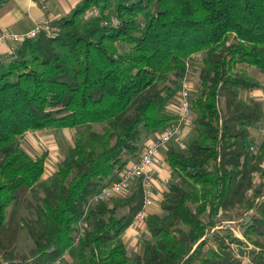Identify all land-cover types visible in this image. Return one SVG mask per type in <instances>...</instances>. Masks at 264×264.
<instances>
[{
  "label": "trees",
  "instance_id": "obj_1",
  "mask_svg": "<svg viewBox=\"0 0 264 264\" xmlns=\"http://www.w3.org/2000/svg\"><path fill=\"white\" fill-rule=\"evenodd\" d=\"M54 24L0 62V264H55L67 252L73 264H264V188L252 185L264 138L253 157L249 131L264 115L240 97L261 86L250 68L264 74V0H82ZM199 54L187 149L169 148L162 213L148 216L144 251L130 258L122 238L142 208L140 184L89 201L177 121L168 107ZM47 129L77 131L42 180L47 154L33 159L21 140ZM240 211L243 238L222 220ZM24 227L33 246L15 253Z\"/></svg>",
  "mask_w": 264,
  "mask_h": 264
},
{
  "label": "built area",
  "instance_id": "obj_2",
  "mask_svg": "<svg viewBox=\"0 0 264 264\" xmlns=\"http://www.w3.org/2000/svg\"><path fill=\"white\" fill-rule=\"evenodd\" d=\"M99 14L96 8L90 11V15L97 16ZM57 30L54 22L47 18L38 20L34 27L23 34H16L13 32H3L0 34V43L9 42L12 43V50L19 46L23 41L37 37L40 33L50 34ZM193 84L188 77L183 80L181 84V90L177 96L178 104V117L174 124L166 127L161 133H159L155 139H150L145 144L138 159L128 162L125 168L119 172L117 178L105 185H103L98 192L92 196L88 206L96 205L104 202L112 201L118 197H122L130 192V189L134 184H140L142 191V208L135 215L133 225L137 229L139 234H142L146 229L148 213L147 210L155 203V191L153 186L152 167L156 163L157 154L160 149L168 150L170 144L173 141H177L181 150L187 149V144L182 140L183 131L187 127H191L193 121V110L191 95L193 92ZM262 129L264 132V116L262 119ZM260 142H255L250 148V152L253 157L258 156V146ZM249 195H252L253 190H250ZM87 218V212L79 223V234L77 235L75 245L78 244L82 233L85 229L89 228V222ZM248 264H252L250 261Z\"/></svg>",
  "mask_w": 264,
  "mask_h": 264
},
{
  "label": "crops",
  "instance_id": "obj_3",
  "mask_svg": "<svg viewBox=\"0 0 264 264\" xmlns=\"http://www.w3.org/2000/svg\"><path fill=\"white\" fill-rule=\"evenodd\" d=\"M81 1L82 0H9L0 6V34L6 31L16 34L26 33L34 27L38 20L42 18H47L53 22H56L64 16L71 14V12ZM11 45L12 43L7 41L0 43V62L9 61L13 57L14 53ZM200 64H202L201 58L198 56L194 57L193 69L198 70V68L201 67ZM262 100H264V98ZM178 104L179 101L176 97L172 100L168 107L169 112L174 114L176 117H178ZM52 130L47 129L41 131H31L28 133ZM64 130L71 129H62L59 131ZM191 131V127L184 129L182 135L183 141L186 142ZM171 147H179L177 141H173L169 148ZM168 150H159L157 154V160L155 161L156 163L152 167L155 203L147 210L148 216L162 213L161 203L164 200L165 194L169 191L170 184L173 181L172 171L167 161ZM44 153L47 154V158L45 161V172L43 177L45 176L46 178H49L57 172L58 165H55L54 162H52L54 159H51L52 161L49 162V153L47 151L41 152L42 155ZM41 154L36 156L34 159L40 157ZM137 186L138 184H134L128 195H131L135 190H137ZM142 235L139 234L134 225L131 224L125 231L122 238L127 250L136 248L138 242L141 241ZM138 249H140V247ZM245 261L246 264L249 263L248 259H245Z\"/></svg>",
  "mask_w": 264,
  "mask_h": 264
},
{
  "label": "rangeland",
  "instance_id": "obj_4",
  "mask_svg": "<svg viewBox=\"0 0 264 264\" xmlns=\"http://www.w3.org/2000/svg\"><path fill=\"white\" fill-rule=\"evenodd\" d=\"M198 57L202 59L200 54ZM195 71L193 70V75L190 78L194 89L198 86V80H199V69ZM250 73L253 76H255L257 80H259L261 86L260 88L254 89V90L241 91L240 97L247 102L260 103L262 105L263 115H264V100H262L264 98V74H261L256 69H251V68H250ZM191 125H192L191 128L193 129L194 117H193V121ZM260 126H257V128L256 127L251 128L249 130L251 132V136L253 140L258 141V142H261L264 138V132H263L262 127ZM94 129L98 130L100 129V127L96 126L94 127ZM76 131H77L76 129H71V130H64V131H57V130L53 131L52 130V131H44V132H36V133L34 132L27 133L21 140V148L26 153H28V155L32 157L33 159L36 156L40 155L41 152L47 151L49 153V159H50L49 162L52 161L51 159H54V161L52 162H54L55 165H59L64 160V158L67 156L68 151L74 146ZM252 178H253L252 185L254 188L258 186H262L264 188V174L262 175L261 172L258 171L257 173L253 174ZM46 179L48 178L44 176L42 180H46ZM129 196L130 195H128L127 193L121 198L129 197ZM122 214H123V211L120 210L118 212V215L120 216ZM242 214H243L242 211L222 214L223 226L226 227L228 230H231L232 233H234L236 236L240 238H243L242 231L239 226L241 223ZM145 228L147 229V225ZM146 229L144 230L146 231ZM147 239H149L148 231H146L142 235L141 241L138 242L136 248L132 250H127L128 256L130 258H133L137 254H142L144 251V247H145L144 246L145 241ZM32 246H33V242L31 238L29 237V234L27 233L26 227H24L21 229V233L19 234L16 246H15V253L28 254ZM139 247L140 249H138ZM67 263L68 264L74 263V260L70 252H67L65 256L62 257L55 264H67ZM243 264H246L245 260H243Z\"/></svg>",
  "mask_w": 264,
  "mask_h": 264
}]
</instances>
